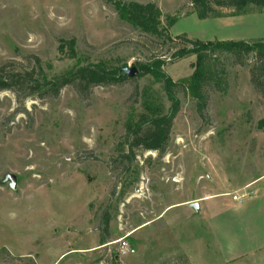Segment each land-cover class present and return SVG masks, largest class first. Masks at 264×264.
Wrapping results in <instances>:
<instances>
[{
  "label": "rangeland",
  "instance_id": "rangeland-1",
  "mask_svg": "<svg viewBox=\"0 0 264 264\" xmlns=\"http://www.w3.org/2000/svg\"><path fill=\"white\" fill-rule=\"evenodd\" d=\"M115 1L157 4L163 26L178 15L172 39L123 20ZM217 8L200 19L189 0H0V65L37 56L52 77L99 62L139 70L160 57L180 80L196 61L172 57L190 46L183 34L264 39V7ZM212 63L204 111L179 91L166 150L136 149L131 165L119 161L126 122L148 112L144 90L168 110L160 81L129 77L88 98L71 86L56 98L0 92V264H264L262 60L217 52Z\"/></svg>",
  "mask_w": 264,
  "mask_h": 264
},
{
  "label": "trees",
  "instance_id": "trees-1",
  "mask_svg": "<svg viewBox=\"0 0 264 264\" xmlns=\"http://www.w3.org/2000/svg\"><path fill=\"white\" fill-rule=\"evenodd\" d=\"M189 2L194 7L192 12L196 13L200 19L221 16L217 7L233 9L232 15L243 14L252 6L264 7V0H189ZM115 7L123 20L141 31L172 39L168 28L179 20L178 15L167 16L168 24L163 26V13L153 2L115 1ZM181 38L190 46H183L174 52L172 57L181 59L188 55L196 56V61L192 64L194 70L189 77L174 80L163 70L167 61L160 57L139 64V74L134 80L149 75L160 81L171 105L164 112V106L156 104L154 106L152 95L148 94V90H144L143 103L148 112H142L138 117L134 114L129 115L124 135L127 151L121 153L119 158L122 163L128 162L131 165L136 157V149L154 150L161 154L166 150L174 119L180 109L181 102L177 96L179 91L190 93L196 99L198 110L204 111L207 104L206 88L216 74L215 65L212 63L215 53L226 52L237 60L254 53L262 60L264 69V39L254 42L244 40L201 41L191 39L186 34H183ZM69 44L74 47L75 40L72 39ZM30 59L32 66H26L14 60L0 65V92L12 91L19 99L34 96L56 98L65 87L71 86L81 97L88 98L96 86L115 85L129 79L121 73L123 68L113 67L104 62L75 66L60 75L49 77L39 57L31 56ZM253 81H256L254 77ZM257 83H259L258 88L264 85V81ZM136 91L138 93V89ZM104 222L106 224L109 222L107 214H105Z\"/></svg>",
  "mask_w": 264,
  "mask_h": 264
},
{
  "label": "water",
  "instance_id": "water-1",
  "mask_svg": "<svg viewBox=\"0 0 264 264\" xmlns=\"http://www.w3.org/2000/svg\"><path fill=\"white\" fill-rule=\"evenodd\" d=\"M121 73H124L126 76L128 77H136L139 74V70L136 67H131V68H124ZM10 180L12 181L13 184H15L16 182V176L15 175H10L9 176ZM193 208H195L196 210L199 209V203L198 202H194L191 204Z\"/></svg>",
  "mask_w": 264,
  "mask_h": 264
},
{
  "label": "built area",
  "instance_id": "built-area-1",
  "mask_svg": "<svg viewBox=\"0 0 264 264\" xmlns=\"http://www.w3.org/2000/svg\"><path fill=\"white\" fill-rule=\"evenodd\" d=\"M241 197H242V196H237V195H235V196H234V199H235V200H239Z\"/></svg>",
  "mask_w": 264,
  "mask_h": 264
},
{
  "label": "crops",
  "instance_id": "crops-1",
  "mask_svg": "<svg viewBox=\"0 0 264 264\" xmlns=\"http://www.w3.org/2000/svg\"><path fill=\"white\" fill-rule=\"evenodd\" d=\"M194 203V202H193Z\"/></svg>",
  "mask_w": 264,
  "mask_h": 264
}]
</instances>
